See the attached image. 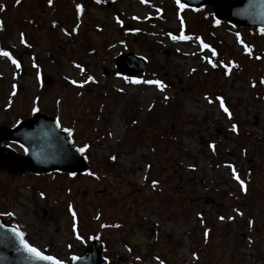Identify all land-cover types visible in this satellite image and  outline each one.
Segmentation results:
<instances>
[{
    "label": "rangeland",
    "instance_id": "1",
    "mask_svg": "<svg viewBox=\"0 0 264 264\" xmlns=\"http://www.w3.org/2000/svg\"><path fill=\"white\" fill-rule=\"evenodd\" d=\"M0 5V50L19 64L0 56V125L54 117L91 166L0 171V211L28 241L68 259L99 234L113 264H264V31L176 0ZM126 54L142 74L118 72Z\"/></svg>",
    "mask_w": 264,
    "mask_h": 264
},
{
    "label": "water",
    "instance_id": "2",
    "mask_svg": "<svg viewBox=\"0 0 264 264\" xmlns=\"http://www.w3.org/2000/svg\"><path fill=\"white\" fill-rule=\"evenodd\" d=\"M188 8L199 10L204 6L213 9L217 21H226L236 28L264 29V0H180ZM116 68L121 75L134 77L144 72L146 61L134 54L121 55L116 59ZM47 86L53 83L42 77ZM8 142L18 145L25 153L19 154ZM74 143L69 131L61 128L59 121L43 113L36 112L22 120L16 127L0 126V170L12 176L30 173L44 175L49 173L85 174L89 164ZM0 217V264H47L32 259L23 250L10 229ZM19 230V229H18ZM20 231V230H19ZM21 232V231H20ZM25 242V237L23 236ZM63 264H107L102 258V244L93 240L76 260Z\"/></svg>",
    "mask_w": 264,
    "mask_h": 264
},
{
    "label": "snow or ice",
    "instance_id": "3",
    "mask_svg": "<svg viewBox=\"0 0 264 264\" xmlns=\"http://www.w3.org/2000/svg\"><path fill=\"white\" fill-rule=\"evenodd\" d=\"M17 3L20 2V0H16ZM97 2H99V0H97ZM142 3L145 2V0H141ZM49 3H51V0H49ZM176 4L179 8L183 9L185 7L184 4L180 3V0H176ZM3 9V5H0V10ZM77 10L79 11V6H77ZM119 23V21H118ZM172 39H177V37L173 36ZM179 39H188V37L184 36V35H181L179 37ZM21 43H24V40H23V37H21ZM205 48H207L208 46L207 45H204ZM213 55H215V53L213 52ZM0 56L2 57H6L8 58L9 60H11V62L13 64H15L17 67H19V64L17 63V61L15 59L12 58V56L9 54V52L7 51H3V50H0ZM77 67H79V65H77ZM227 74V73H225ZM88 80H92V77H88ZM133 83H139V81H132ZM144 83H147V84H152V83H156L159 87H161V90H162V85H160V83L157 81V82H154V81H144ZM262 83H264V81H262ZM219 99V98H218ZM220 106L221 108L227 112V109L224 108V105H223V102L221 101L220 103ZM35 111V109H33ZM232 130L235 131L236 130V126L233 125L232 127ZM211 147V145H210ZM77 151L79 152H83L84 149L83 148H80V149H77ZM114 159V157H113ZM231 167V166H229ZM233 177L234 178H237L236 177V173L235 171L233 170ZM155 181H153V184L155 185ZM240 184H241V189L243 190L244 188V185H243V182L240 181ZM0 215H9L11 216L12 214L11 213H4V214H0ZM221 220L224 219V217H220ZM229 219H231V217H229ZM249 224L251 225V221L249 222ZM10 231L12 232V234L17 238V240L19 241L21 247L23 248V250L25 252H27L29 254V256L34 259V260H37V261H44V262H47V264H63V261H60L50 255H46V254H43L40 250L36 249L35 247H32L30 246L29 244H27L23 238L24 234L22 232H20L18 229L16 228H13V229H10ZM205 235H207V232H205ZM77 239H79V237H77ZM73 260H76L77 257H72Z\"/></svg>",
    "mask_w": 264,
    "mask_h": 264
},
{
    "label": "trees",
    "instance_id": "4",
    "mask_svg": "<svg viewBox=\"0 0 264 264\" xmlns=\"http://www.w3.org/2000/svg\"><path fill=\"white\" fill-rule=\"evenodd\" d=\"M80 146H81V148H83V145L82 144H80Z\"/></svg>",
    "mask_w": 264,
    "mask_h": 264
},
{
    "label": "flooded vegetation",
    "instance_id": "5",
    "mask_svg": "<svg viewBox=\"0 0 264 264\" xmlns=\"http://www.w3.org/2000/svg\"><path fill=\"white\" fill-rule=\"evenodd\" d=\"M264 238V237H263Z\"/></svg>",
    "mask_w": 264,
    "mask_h": 264
}]
</instances>
